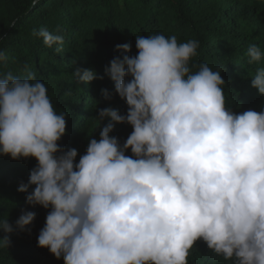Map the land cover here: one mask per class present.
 <instances>
[{"label": "clouds", "instance_id": "clouds-1", "mask_svg": "<svg viewBox=\"0 0 264 264\" xmlns=\"http://www.w3.org/2000/svg\"><path fill=\"white\" fill-rule=\"evenodd\" d=\"M33 35L62 50V34L41 28ZM199 46L175 35L136 36V55L114 57L105 75L127 113L99 110L97 119L108 123L78 163L77 149L58 143L67 113L57 112L31 66L0 73V155L35 158L17 190L28 205L49 210L38 247L64 264H188L202 240L231 264H264V109L232 111L221 72L191 63ZM115 50L130 53L131 44ZM246 54L249 63L264 59L256 45ZM74 75L103 79L92 69ZM251 83L264 96V67ZM116 124L133 129L123 144L110 135ZM35 217L23 211L15 229L30 232ZM0 229L15 230L7 219ZM0 241L10 243L7 235Z\"/></svg>", "mask_w": 264, "mask_h": 264}, {"label": "trees", "instance_id": "trees-1", "mask_svg": "<svg viewBox=\"0 0 264 264\" xmlns=\"http://www.w3.org/2000/svg\"><path fill=\"white\" fill-rule=\"evenodd\" d=\"M46 28L62 34V50L46 46L34 31ZM175 35L178 42H199L198 55L191 63L207 64L220 71L226 103L232 111L260 112L264 96L252 87V77L264 67V59L249 63L247 50L256 45L264 52V0H0V51L7 57L0 73L21 75L26 63L48 89L57 112H66V135L58 143L65 149H77L78 163L85 154L89 138H100L108 123L97 119L99 110L112 107L126 114L128 106L115 92L114 82L105 75L110 61L123 55H136V36ZM131 44V52L115 50L118 44ZM77 69H92L103 79L85 83L76 79ZM198 68H193L197 71ZM101 89L111 93L105 100ZM128 124H116L110 135L121 144L132 132ZM126 155H131L129 149ZM35 158L13 160L0 155V221L14 226L23 211L36 213L27 230L5 233L8 247L0 241V264H64L47 248L37 245V237L49 210L26 203L27 193L17 189L27 183ZM33 188L35 186H32ZM32 189H29L31 191ZM188 264H231L214 254L198 240L187 257Z\"/></svg>", "mask_w": 264, "mask_h": 264}]
</instances>
